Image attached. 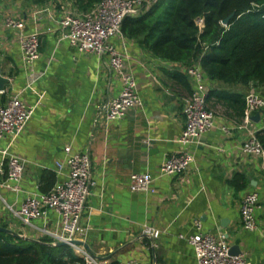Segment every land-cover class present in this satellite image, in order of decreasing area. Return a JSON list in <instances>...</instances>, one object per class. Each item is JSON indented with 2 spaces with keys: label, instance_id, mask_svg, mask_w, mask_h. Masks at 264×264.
<instances>
[{
  "label": "crops",
  "instance_id": "crops-1",
  "mask_svg": "<svg viewBox=\"0 0 264 264\" xmlns=\"http://www.w3.org/2000/svg\"><path fill=\"white\" fill-rule=\"evenodd\" d=\"M1 1L0 74L8 83L0 93V103L11 92H21L35 109L10 147L11 153L26 161L19 192L6 188V168H0V226L30 240L43 238L41 221L25 227L7 206L17 210L26 197L41 193L44 173L55 174V162L65 158V147L69 146L73 152L89 155L95 182L81 220L85 229L81 242L94 256L92 264L129 260L137 264H197L188 242L198 232L195 222L201 223L202 233L224 236L230 248L237 246L247 262L264 264V156L256 159L240 153L247 136L242 120L225 116L223 109L217 108L215 128L188 148L194 156L191 168L179 175H160L159 168L168 155L181 149L182 109L189 92L173 73L183 72L184 67L153 58L127 39L126 62L135 75L143 105L124 119L107 123L100 117L104 105L120 92V81L108 57L77 53L67 41L60 40L56 22L43 13L36 23L41 33L39 58L28 71L37 80L33 89L25 88L28 72L22 67L19 46L2 24L5 14L12 12L26 19L27 31H32L30 12L41 6L24 0ZM48 6L53 7L56 19L67 4L53 0L52 6L50 0L43 7ZM112 42L123 52L119 39ZM207 85L209 91L226 88L218 82ZM232 90L264 96V86ZM248 128L264 131V115ZM7 142L0 146L4 148ZM65 173L55 174V182ZM146 173L153 177L154 191L130 192V176ZM236 174L246 177V189L238 191L230 184ZM247 192H256L259 198L255 232L244 230L241 224L239 205ZM55 221V214H49L50 228L54 229ZM144 224L159 230V237L143 234Z\"/></svg>",
  "mask_w": 264,
  "mask_h": 264
},
{
  "label": "built area",
  "instance_id": "built-area-1",
  "mask_svg": "<svg viewBox=\"0 0 264 264\" xmlns=\"http://www.w3.org/2000/svg\"><path fill=\"white\" fill-rule=\"evenodd\" d=\"M158 0H101L86 13L71 11L70 6L62 9L55 19L53 7H36L30 12L34 29L27 31V20L7 12L3 19V28L10 31L21 52L22 67L27 72L29 67L39 58L40 31L36 23L45 13L47 18L55 21L60 32V40L79 54H94L98 58L107 56L112 72L120 81V92L108 100L103 108L101 119L109 123L124 119L128 113L142 107V99L138 93V85L134 73L126 62L128 50L127 39L121 33V25L126 17L137 18L147 12ZM53 6V0H51ZM200 30L204 27L203 18L195 20ZM48 32H53L48 28ZM117 38L123 46L120 52L112 39ZM184 74L191 83V92L185 97L182 113L184 127L178 139L181 146L171 153L159 168L160 175H179L187 172L193 162V153L188 149L197 144L203 134L216 126L217 110L209 107L207 96L209 88L207 79L198 62L184 67ZM37 77L28 72L26 87L33 89ZM41 99V97H40ZM35 106L29 105L21 96V92H11L4 103H0V145L8 140L7 145L0 146V168H6V188L19 192L25 171L26 161L11 153L10 147L14 140L23 132L33 115ZM255 114L264 115V96L259 93H249L245 97L242 127L247 130V136L239 151L245 156L262 159L264 149L258 140L255 129L248 128ZM225 132L228 130L222 127ZM47 193L29 195L17 210L7 206L23 226L30 227L35 221H41L43 228L39 230L42 237H49L53 244L67 243L73 251L83 257L86 263L92 264L93 259L83 245L71 244L70 241L81 242L85 229L81 220L85 212L91 189L95 182L92 179L91 162L87 153L73 152L65 147V158L55 162L56 176L62 175ZM153 177L150 174H132L129 178L130 192H153ZM260 209L256 192H247L240 201L239 213L244 230L255 232L258 229L255 212ZM49 214H55L56 221L49 227ZM198 232L192 235L188 242L194 248L197 264H251L244 256L230 255V246L224 236L202 233L201 223L195 222ZM143 234L157 239L160 231L148 224L142 226ZM122 264H137L129 260Z\"/></svg>",
  "mask_w": 264,
  "mask_h": 264
},
{
  "label": "trees",
  "instance_id": "trees-1",
  "mask_svg": "<svg viewBox=\"0 0 264 264\" xmlns=\"http://www.w3.org/2000/svg\"><path fill=\"white\" fill-rule=\"evenodd\" d=\"M49 1L29 0L41 7ZM100 1L60 0L78 13L90 11ZM197 18L204 20L202 30L195 23ZM121 33L162 62L183 67L198 62L207 82L226 86L208 92L209 107L223 109L230 118L242 120L248 95L232 88L264 86V0H158L143 15L126 17ZM173 77L191 92L186 74L175 71ZM256 136L264 149V131ZM54 184L55 174L45 172L40 192L47 193ZM230 184L242 191L249 182L236 174ZM0 264H86V260L68 245H53L49 237L30 240L0 231Z\"/></svg>",
  "mask_w": 264,
  "mask_h": 264
},
{
  "label": "water",
  "instance_id": "water-1",
  "mask_svg": "<svg viewBox=\"0 0 264 264\" xmlns=\"http://www.w3.org/2000/svg\"><path fill=\"white\" fill-rule=\"evenodd\" d=\"M233 17V14H231L229 17H227L225 20L222 21V25L223 26H227L230 19ZM8 83V79L3 77L1 74H0V93H2L4 91V88H5V85ZM259 114H256L252 117V120L253 122H257L259 121ZM0 231L1 232H4V233H8V234H12V235H15V236H18L22 239H28L26 237H24L23 235H20L8 228H5L3 226H0ZM71 244L75 243V244H78V245H84L86 246L83 242H79V241H70ZM55 246H65V245H68L67 243H64V242H58L56 244H54ZM230 255H239L240 254V251L239 249L237 248V246H233L230 248V251H229ZM91 258H94V256L91 254L90 255Z\"/></svg>",
  "mask_w": 264,
  "mask_h": 264
},
{
  "label": "rangeland",
  "instance_id": "rangeland-1",
  "mask_svg": "<svg viewBox=\"0 0 264 264\" xmlns=\"http://www.w3.org/2000/svg\"><path fill=\"white\" fill-rule=\"evenodd\" d=\"M0 1H1V0H0ZM24 1H25L26 3H30L29 0H24ZM1 2H2V1H1ZM57 4H59V3H57ZM27 5H28V4H27ZM61 5H62V4H61ZM59 6H60V4H59ZM70 10H71V11H72V10L75 11V10L72 9V8H71ZM218 110H219V109H218ZM219 111H220V110H219Z\"/></svg>",
  "mask_w": 264,
  "mask_h": 264
}]
</instances>
